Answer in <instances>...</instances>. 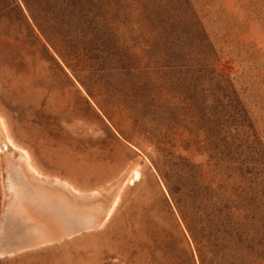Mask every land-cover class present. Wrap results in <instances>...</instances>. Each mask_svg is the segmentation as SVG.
Segmentation results:
<instances>
[{"label":"rangeland","instance_id":"1","mask_svg":"<svg viewBox=\"0 0 264 264\" xmlns=\"http://www.w3.org/2000/svg\"><path fill=\"white\" fill-rule=\"evenodd\" d=\"M263 159L264 0H0V264H203Z\"/></svg>","mask_w":264,"mask_h":264},{"label":"trees","instance_id":"2","mask_svg":"<svg viewBox=\"0 0 264 264\" xmlns=\"http://www.w3.org/2000/svg\"><path fill=\"white\" fill-rule=\"evenodd\" d=\"M260 165L264 166V159ZM260 197H264V192ZM187 200L193 210L197 231L195 241L202 254L203 264H211L210 261L212 264H250L264 260V228L254 227V214L236 223L232 211L222 203H214L212 195L203 197L191 191L187 194ZM229 251L236 254L237 261L229 259Z\"/></svg>","mask_w":264,"mask_h":264},{"label":"bare ground","instance_id":"3","mask_svg":"<svg viewBox=\"0 0 264 264\" xmlns=\"http://www.w3.org/2000/svg\"><path fill=\"white\" fill-rule=\"evenodd\" d=\"M5 147H6V151H9L10 149L11 150H14V151H20L21 152V154H22V158L25 160V161H28L29 160V155H28V153H26V152H23L12 140H9V142L5 145ZM139 173H137V175H136V177L135 178H133V181L135 182V181H138L139 180ZM11 187H16L15 185H12L11 184ZM41 201V200H40ZM45 202H47V200H45ZM44 201H42L41 203H43V204H45V205H48V207H52L51 205L52 204H46ZM49 202H51V201H49ZM24 218H26V216L24 217ZM26 219H28V218H26ZM59 226V225H58ZM31 232H34V230H31ZM37 233H39L40 235H41V237L43 238V237H45V235H43L44 234V232L43 231H36Z\"/></svg>","mask_w":264,"mask_h":264}]
</instances>
